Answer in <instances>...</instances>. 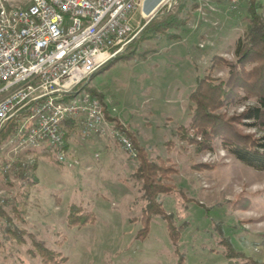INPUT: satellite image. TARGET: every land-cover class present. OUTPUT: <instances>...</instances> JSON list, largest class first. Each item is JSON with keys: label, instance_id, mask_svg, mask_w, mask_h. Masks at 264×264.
<instances>
[{"label": "rangeland", "instance_id": "1", "mask_svg": "<svg viewBox=\"0 0 264 264\" xmlns=\"http://www.w3.org/2000/svg\"><path fill=\"white\" fill-rule=\"evenodd\" d=\"M27 1L0 0V5L24 8ZM157 5L148 11L144 4V19L134 15L132 28L142 30L150 18L169 22L171 28L165 34L140 30L116 55L136 46V60H113L87 82L114 119H106L109 125L124 131L135 158L108 137L81 139L76 125L67 152L80 164L72 168L57 162L50 151L51 157L39 155L41 150L12 155L6 145L11 135L1 143L0 264H41L42 248L59 253L66 259L62 264H179L181 259L184 264H226L229 251L264 263V172L246 167L218 143L210 152L197 153L175 134L188 123L189 94L205 75L210 58L219 54L235 59L236 42L250 20L249 0H166L152 14ZM257 15L262 18L261 8ZM84 85L77 98L86 95ZM242 109L236 106L228 114ZM243 131L254 133L247 127ZM128 133L135 134L150 159L168 158L177 171L168 182L172 195L157 197L173 225L183 227L176 244L155 215L142 238L139 218L146 202ZM99 143L109 149L104 151ZM110 155L114 168H101ZM10 159L14 163L5 172ZM34 160L36 169L31 171ZM71 206L91 211L94 222L68 227Z\"/></svg>", "mask_w": 264, "mask_h": 264}, {"label": "built area", "instance_id": "2", "mask_svg": "<svg viewBox=\"0 0 264 264\" xmlns=\"http://www.w3.org/2000/svg\"><path fill=\"white\" fill-rule=\"evenodd\" d=\"M140 5L141 0H28L25 9L9 10L0 5V132L20 119L8 142L25 134L24 143L50 146L61 164L76 167L80 161L69 156L65 140L66 124L73 122L81 139L108 137L136 157L124 131L109 125L99 99L88 93L65 99V92L86 84L91 68L137 36L141 29L132 26ZM19 37H26L24 47H16ZM58 144H66V152H57Z\"/></svg>", "mask_w": 264, "mask_h": 264}, {"label": "trees", "instance_id": "3", "mask_svg": "<svg viewBox=\"0 0 264 264\" xmlns=\"http://www.w3.org/2000/svg\"><path fill=\"white\" fill-rule=\"evenodd\" d=\"M259 8H261L263 19L257 15ZM248 13L250 20L242 37L236 42L235 59L230 61L219 54L210 58L205 75L198 80L189 94L188 123L186 126H179L175 134L181 143L192 146L197 153L210 152L218 143L224 151L246 167L264 172V4L259 5L257 0H249ZM171 25L169 22L162 23L153 19L140 33L150 29L156 34H165ZM135 44L136 41L133 45ZM135 47L126 54L115 56L107 62L93 74L88 83L113 60L118 58L136 60L138 53ZM221 71H225L224 77H214L215 72ZM88 83L83 89L91 97L99 99L103 106V98L95 90L90 89ZM236 106H242V111L229 115V109ZM103 112L107 119L114 121L104 109ZM19 122V118L8 122L0 132V145L12 135L14 127ZM66 127L65 140L67 141L75 125L73 122H68ZM244 127L253 130L254 133H245ZM127 135L137 151L138 166L135 176L141 183L142 197L146 202L139 218L143 226L140 230L144 233L142 238L146 236L150 219L155 215L163 220L169 238L176 244L183 227L173 225L172 216L165 212L161 203L157 202V197L172 195L174 189L168 182L171 181V175L177 171L170 165L168 158L150 159L146 150L140 146L135 134ZM170 145V141L165 143L167 150L170 149ZM50 153L43 149L39 155L51 157ZM33 163L31 171L36 169L35 160ZM30 178H32L31 174L26 179L28 184L33 183ZM93 222L94 214L91 211H85L81 206L70 207L67 216L68 227L82 228L87 223ZM38 255L41 264H62L66 261L59 253L44 248L39 250ZM226 259V264H264L232 251L226 254ZM179 264H184L182 259Z\"/></svg>", "mask_w": 264, "mask_h": 264}, {"label": "bare ground", "instance_id": "4", "mask_svg": "<svg viewBox=\"0 0 264 264\" xmlns=\"http://www.w3.org/2000/svg\"><path fill=\"white\" fill-rule=\"evenodd\" d=\"M162 1L163 0H160V3ZM15 9H25V7L24 8H15ZM25 44H26V37H19L18 40H16V47H24ZM118 53H120V52L111 54V57L108 58V60H105L104 63H100L96 67L91 68V71L87 72V81L93 76V74H95L101 67H103L109 60L114 58ZM78 87L79 86H77L76 89H69L68 92H65V99L77 98L76 96L80 93V92H78L79 91ZM24 142H25V134H18L17 140H13V141L8 142V147L10 148V150L12 152H17L20 150H23V151L24 150H26V151L31 150L34 152L35 150H43V149L51 152L50 146H47V145L38 146V144H35V143H24ZM57 152H66V144H58L57 145ZM55 157H56L57 162L61 163V157H59V156H55Z\"/></svg>", "mask_w": 264, "mask_h": 264}, {"label": "crops", "instance_id": "5", "mask_svg": "<svg viewBox=\"0 0 264 264\" xmlns=\"http://www.w3.org/2000/svg\"><path fill=\"white\" fill-rule=\"evenodd\" d=\"M165 1L166 0H163L161 3H160V0L158 1V0H141V5H140V8L137 10V12H136V14L138 15V17L140 18V19H144V16L142 15V12H143V7H144V4H145V8H147L148 9V11L150 10V9H152V8H154L155 7V5L158 3V5L156 6V8L154 9V11L152 12V14L153 13H155V12H157L161 7H162V5L165 3ZM153 2V3H152ZM150 4H151V7H150ZM142 11V12H141ZM151 14V15H152ZM150 15V16H151ZM149 16V17H150ZM97 145H100L99 146V148H101V149H104V151L106 150H108L109 148H108V145H106V144H103V143H99V144H97ZM69 151H70V149H69ZM73 151H74V149H73ZM74 153H76V151H74ZM85 155H82L81 157H84ZM113 155H110V161H105V160H103L104 161V163L102 162V165L103 166H101V168H107V167H111L112 169L114 168L113 167V162H111V160L112 159H115V158H113L112 157ZM106 158V157H105ZM85 160L87 161L88 159H86L85 158ZM98 162V161H97ZM87 164H89V163H87ZM117 165L119 166V164L117 163ZM124 165V164H123ZM89 166V165H88ZM125 166V165H124ZM91 167H87V169H90ZM118 168H120V166L118 167Z\"/></svg>", "mask_w": 264, "mask_h": 264}, {"label": "water", "instance_id": "6", "mask_svg": "<svg viewBox=\"0 0 264 264\" xmlns=\"http://www.w3.org/2000/svg\"><path fill=\"white\" fill-rule=\"evenodd\" d=\"M153 20V18H150V20H148L144 25H143V27H142V29L150 22V21H152Z\"/></svg>", "mask_w": 264, "mask_h": 264}]
</instances>
